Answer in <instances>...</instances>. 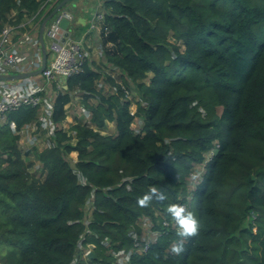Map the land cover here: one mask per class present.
Segmentation results:
<instances>
[{"label":"trees","instance_id":"16d2710c","mask_svg":"<svg viewBox=\"0 0 264 264\" xmlns=\"http://www.w3.org/2000/svg\"><path fill=\"white\" fill-rule=\"evenodd\" d=\"M42 5L0 0V34L24 18L39 23ZM102 9L104 58L126 80L108 77L116 88L108 97L85 62L58 92L53 113L55 123L65 121L71 94L86 93L96 129H58L55 146L28 163L20 132L38 120V109L21 107L0 124V263L87 264L77 252L93 244L89 262L99 264H116L121 251H132L129 264H264V0H116ZM133 88L141 92L137 132L126 97ZM106 121L115 122V136L100 133ZM210 150L215 155L191 192L187 177ZM36 161L41 178L31 173ZM151 187L167 199L140 207ZM179 203L188 204L200 231L175 255L180 238L164 222L172 221L167 207ZM143 217L158 235L140 254L131 232L139 237Z\"/></svg>","mask_w":264,"mask_h":264},{"label":"built area","instance_id":"2783aa9c","mask_svg":"<svg viewBox=\"0 0 264 264\" xmlns=\"http://www.w3.org/2000/svg\"><path fill=\"white\" fill-rule=\"evenodd\" d=\"M52 0H48L49 2ZM60 0H56L51 8L43 14V18L56 6ZM46 2V3H47ZM43 7L39 10H42ZM96 10V9H95ZM92 12V18L90 22V31H96L100 33L101 21L103 16L100 13ZM67 19L70 22L69 25V36L65 37L64 40H57L56 34L61 29L59 24L62 19ZM76 23L75 16L63 9L59 11L47 24L44 37L46 40H50V43L47 45L48 58L47 65L44 71L35 77L25 78L22 80L15 81H0V122L7 119V114L14 110H17L21 107H33L38 109V115L40 116V121L37 123L29 124L33 125V132H37V136H40V133L43 130H47L45 133L46 141L42 147V150L45 148H51L55 146L53 138L55 132L58 129H63L60 127L59 123L53 121L54 113V102L55 98L50 100L48 95L52 94L51 90L56 91L60 89L63 90V85L65 82L75 74H78L83 71V66L85 62L88 61L89 53L84 48L82 41H77L72 38ZM17 30V27L13 25H7L2 33L0 34V75L2 74H11V73H22L29 71H19L16 69L17 63L22 62L20 57L30 55L32 50L25 53V55H20L18 48L22 45H33L34 49H37L38 38L36 33V39L29 38L24 35L20 39L19 43L13 41V33ZM67 32V30H66ZM98 33V34H99ZM29 47V46H28ZM103 55V50L100 45L99 50ZM28 60V59H27ZM31 60L30 71L38 69V63ZM41 63V58H40ZM62 89V90H61ZM91 116V115H90ZM90 120V117H89ZM26 125V126H29ZM12 130L15 131V124H11ZM44 130V131H45ZM64 130V129H63ZM21 133V132H20ZM37 140V137L35 138ZM215 155L214 150H210L206 153V164L213 158ZM189 199V198H188ZM188 209V204H182ZM86 221L88 218H85ZM149 219V218H147ZM152 230V221L149 219ZM164 225L167 227L176 228L175 222L172 220L170 222L165 221ZM134 232V231H133ZM132 237L136 240V236ZM137 241V240H136ZM88 246V245H87ZM94 246V245H93ZM145 250L140 252V250H133V252L144 253L147 250V245L145 244ZM94 249V248H93ZM91 249H82L81 257L87 258V264H99L89 262V255ZM132 251L124 252L121 251L115 255L116 264H129ZM72 264H76L74 261Z\"/></svg>","mask_w":264,"mask_h":264},{"label":"rangeland","instance_id":"374dc122","mask_svg":"<svg viewBox=\"0 0 264 264\" xmlns=\"http://www.w3.org/2000/svg\"><path fill=\"white\" fill-rule=\"evenodd\" d=\"M47 1L48 0H42V4H43L42 7H45V4H46ZM52 1L54 2V0H52ZM72 1H74V0H72ZM101 2L103 4V0H101ZM102 4L100 6H95L94 5V12H97V13L101 12V14H103L102 13V10H103L102 9ZM46 9H45V11H46ZM40 13L44 14L43 11L40 12ZM39 25H40V23H37L35 27L38 28ZM25 27H27V26H25ZM31 27H33V26H31ZM37 31L38 30L36 29L35 33H37ZM23 32H22V34H23ZM27 33L28 32H25V34H23V35L25 36ZM99 35H100V33H99ZM170 41L173 42L174 44L180 46L181 47V51H184L185 47L182 44V42H178V41H176L175 39H172V38H170ZM96 44L97 43H95V45ZM95 48L97 49V47H95ZM35 52L37 54L36 63H38V66H39L40 58H41L40 51L35 49ZM97 52H98V57L94 56V58H95V60L98 59L99 62H103L104 61L103 67H105L106 73H108V75H111L114 78V80H116L118 83H120V84L124 83L123 81L126 80V74L123 71H121L120 69H118L117 67H115V66L110 64L112 67H115V69H117V70H115L114 68L112 69V67L105 61L104 53L102 55V53L99 50H97ZM151 78H152V75L149 74V77L144 79L142 83H145L146 85H148L150 83V79ZM107 85L110 88H109V91L106 92L107 95L106 94L105 95L108 96V97L112 96V95H110L112 91H113L112 92L113 95L116 94L115 86L113 84H111V82H109V81H108ZM103 86H104V79H103ZM59 91H60V89H57L55 91L56 94ZM55 92H53L50 96L48 95V98L50 100H52V98L54 99ZM126 94H127L126 95L127 100L130 101V103H131L130 106H129V110H130V112L132 114H135V120H134V123L132 124V129L137 132L143 126V116L137 114L138 108H139V105H138L139 102L138 101H139V99L141 97V92H139V90L137 88H133V89L129 90V93L126 92ZM145 106L146 105L144 104V107ZM66 109H67V118L64 121V125H66V128L64 129V127H63V129L65 131H69L70 128L72 127V125H74L76 123H83V124L88 123L89 124L90 122L91 123L89 125L92 126L94 129H96V126L94 124H92L91 120H89L91 112L88 111L85 107H83V104L80 102V99L77 100V102H74V103L68 105V108H66ZM74 115H76V116L74 117ZM67 121H70V125H68ZM44 130H43L44 134H43V132H41V135H40L41 137L37 136V140L35 138H28L27 139V137H25L26 138L25 142L22 145H20L21 146L20 147L21 150L23 151V153H25V157L24 158L26 159V162L29 163V162L35 161V153H36L35 151H42V147H43V145H44V143L46 141V137H44V136H45V133L47 131V130H45V131ZM99 131H100V133L102 135L115 136L117 134L115 122L114 121L113 122L112 121H106V126L103 129H100ZM30 134L31 135L37 134V132H32L31 131ZM69 134H74V132L73 133L69 132ZM75 143H76V140L73 139L72 140V144H75ZM73 155H75V154H70L67 159H68V161H70V163L72 165H75L76 164L75 162H77V161H76V157L73 156ZM205 166H206V160L201 165H194V170H192L190 175L187 177L188 181H189L188 188H189V190L191 192L194 191L196 189V187L198 186L199 177H201V175L203 173H205ZM31 171H32L31 173H34L36 175V178H38V177L41 178L42 169H41V165H40L39 162H37V161L35 162V165L31 168ZM92 208H93V202L90 199L88 201V206L85 209V218H90ZM137 227L141 230L139 237H138V234H136V231L131 232V235L136 236V238L138 237L137 241L135 240L136 250H140V252H143L145 250V247H144L145 244H148V243H151V242L155 241L158 233H156V232L151 230L150 221L146 217L140 218L137 221ZM84 248H86V249L90 248L91 251L93 252L94 246H93V244H88V246H86V247H81L80 246L79 250L77 252V255L80 256V258H81L82 249H84Z\"/></svg>","mask_w":264,"mask_h":264},{"label":"crops","instance_id":"0c3cea01","mask_svg":"<svg viewBox=\"0 0 264 264\" xmlns=\"http://www.w3.org/2000/svg\"><path fill=\"white\" fill-rule=\"evenodd\" d=\"M54 2H55V0H54ZM54 2L53 1L52 2L51 1L47 2L45 4V7H43L40 12H42V11L44 13L47 12L51 8V6L54 4ZM101 4H102L101 0H74L71 3L67 4V6L65 7V10L71 12L76 18V23H75L74 32L72 34V38L77 40V41H82L83 42L84 48L89 53V57H88V61H87L89 67L92 69V71L97 72V73L100 74V79H98V81L96 83V87L98 89V92H102V94H104V95L106 94L107 95L106 92H108L109 88H110L107 85V83L109 81L108 77H110L111 75H108V73H106V69H105V67H103L104 61L103 62H99L98 59L95 60V58H94V56L98 57L97 50H100V45H101L100 44V35L98 34L99 32L97 33L96 31L95 32L94 31H90V29H89L90 28L91 18H92V12L94 11V5L95 6H100ZM45 9H46V11H45ZM36 19H37V17H34V16H32L31 18L29 17V18H24L23 19L21 24L19 26H17V30L13 33V38H14L13 41H15V43H19L20 42V39L22 38L23 34H25V32H28L25 36H28L29 38H32V39H36L35 30L36 29L38 30L39 27H40V25H39L38 28L35 27L36 23H37V22H35ZM39 20H40L39 23L41 24L42 20L41 19H39ZM25 26H27V27H25ZM31 26H33V27H31ZM22 32H23V34H22ZM65 33H66V30L61 28L59 30V32L56 34V39L57 40H64L65 39ZM37 38H38V31H37ZM46 43L48 45L50 43V40H46ZM95 43H97L96 44L97 46L95 45ZM28 46L25 45V44H22L18 48V52H19L20 55H25L26 52L32 50L30 55H26V56H21L20 57L22 62L17 63V65L15 67L19 71H30L31 60L34 61L33 62L34 65H35V62L37 61V54H36L35 49H34V44L33 45L29 44ZM36 46H37V50L40 51V56H41V49H40L39 43ZM95 47H97V49ZM105 61H106V59H105ZM113 68L115 69V67H112V69ZM115 70H117V69H115ZM110 78L114 80V78L112 76ZM103 79H104V86H103ZM114 83L120 84L116 80H114ZM66 86H67V81L63 85V90H66ZM53 92H55V91L52 90V93ZM112 92H111L110 95H113ZM57 94L55 92V97L54 98H56ZM86 95H87L86 93L74 91L71 94L72 100H71V102L68 105H70V104H72L74 102H77V100L80 99V102L83 104V107H85L83 101H84ZM98 102H99V100H98L97 96H95V95H92L89 98V100H88V103H90V105H93V106L97 105ZM68 105L66 106V108H68ZM66 114H67V109H66ZM75 116L76 115H74V117ZM66 118H67V116H66ZM90 120H91V116H90ZM6 121H7V119L5 121L0 122V124L6 123ZM39 121H40V116L38 115V120L36 122L38 123ZM67 123H68V125H70V121H67ZM33 125L25 126L21 130L20 139H19V147H21L20 145H22L25 142V139H26L25 137H27V139L28 138H36L37 137V134H33V135L30 134L31 131L33 132V129H32ZM59 125H60L61 128H63V127H64V129L66 128V125H64V121L59 123ZM10 127H11V125H10ZM11 129H12V127H11ZM43 134H44V132H43ZM40 135H41V133H40ZM71 154H75L73 156L76 157V161H77L78 160V152H72Z\"/></svg>","mask_w":264,"mask_h":264},{"label":"clouds","instance_id":"9594fccd","mask_svg":"<svg viewBox=\"0 0 264 264\" xmlns=\"http://www.w3.org/2000/svg\"><path fill=\"white\" fill-rule=\"evenodd\" d=\"M164 201L166 194L157 187H151L142 197L138 198L137 203L140 207H149L153 200ZM176 225V235L180 238L171 247V252L180 255L185 250V241L199 234L200 222L196 215L181 204H170L167 209Z\"/></svg>","mask_w":264,"mask_h":264},{"label":"water","instance_id":"95a60500","mask_svg":"<svg viewBox=\"0 0 264 264\" xmlns=\"http://www.w3.org/2000/svg\"><path fill=\"white\" fill-rule=\"evenodd\" d=\"M72 0H60L56 6L43 18L40 27L38 29V41L41 49V63L38 69L29 72H22V73H9V74H2L0 75V81H15V80H22L25 78L35 77L40 75L47 65V58H48V51H47V43L44 37V32L48 22L61 10L65 9L68 3ZM103 1H116V0H103ZM69 25L70 22L67 19H62L59 26L64 30H67L65 33V37L69 36ZM67 89V86H66ZM89 259H95L96 255L91 252L88 256Z\"/></svg>","mask_w":264,"mask_h":264}]
</instances>
